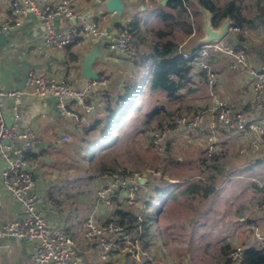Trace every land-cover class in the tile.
Returning <instances> with one entry per match:
<instances>
[{
	"label": "built area",
	"instance_id": "obj_1",
	"mask_svg": "<svg viewBox=\"0 0 264 264\" xmlns=\"http://www.w3.org/2000/svg\"><path fill=\"white\" fill-rule=\"evenodd\" d=\"M78 0H63L58 5L49 2L40 4L37 0H9L8 20L0 24V35L14 27L21 26L22 15L34 14L44 28L43 45L49 50L68 48L80 39L92 38L105 42L108 50L124 59L134 62L138 59L134 37L127 26L118 31L107 29L96 19L82 16L74 8ZM106 2L108 0H101ZM125 1V0H124ZM151 0H145L150 2ZM159 1V0H157ZM163 2L164 0H160ZM65 18L73 24L67 29L55 28L54 22ZM244 31L235 26L231 31ZM225 39L218 43L196 46L189 53L181 52L183 58L190 61V66L205 74V81L212 89L217 82L218 73L211 66L213 54L230 58V69L238 72L245 70L252 80L253 101L260 104L264 100V64L254 65L249 61L245 48L226 45ZM193 81V80H192ZM107 81L88 80L84 88L75 87L66 79H57L46 69L29 70L24 85L20 90H3L0 88V161L3 163L2 182L5 190L13 194L20 204L24 217L0 226V242L5 238H16L29 244L30 260L33 264H91L78 249L71 231L67 227L51 226L40 213L42 197L36 191L37 182L29 170L27 156L33 151L37 135L31 129L20 130L21 115L18 103L24 94L40 98L52 95L56 98L57 108L62 116L70 119L79 134L88 131L95 121V114L112 106L107 93ZM210 108H201L194 112L178 114L172 118L169 129H157L148 134V143L162 154L166 148L167 135L177 137L196 133L204 142L207 159L213 158L219 151L221 132L232 134L244 141L249 147L259 149L264 144V122L254 117L249 118L241 109L220 100L212 94ZM13 99L12 122L7 120L6 100ZM70 140L63 134L59 144ZM140 177L125 174H105L96 188L95 203L84 221V234L96 252L101 264H106L112 256H117L124 249L128 234L121 222L100 217V212L114 206L125 193L138 191ZM101 210V211H100ZM100 211V212H99ZM257 244L250 247L237 245L233 248L228 264H246V251L249 248L264 249V234L254 238ZM259 246L257 248L255 246Z\"/></svg>",
	"mask_w": 264,
	"mask_h": 264
},
{
	"label": "rangeland",
	"instance_id": "obj_2",
	"mask_svg": "<svg viewBox=\"0 0 264 264\" xmlns=\"http://www.w3.org/2000/svg\"><path fill=\"white\" fill-rule=\"evenodd\" d=\"M144 3L147 9L136 8L134 15L140 22L142 34L147 35L152 30L153 33L158 30L172 31V40L181 42L180 39H187L189 46H194L198 38L204 35V15L194 2L191 1L185 12H173L176 19L172 18L167 23L157 17L156 7L160 6V0ZM239 5L242 13L251 18L261 11V27L255 30V35H258L257 39L261 44L264 43V0H239ZM111 29L116 31V27ZM237 33L245 32L232 30L224 43L229 45ZM134 45L136 47L135 41ZM255 49L257 50V47ZM136 51L139 57L137 48ZM151 68L152 66H145L141 70L136 111L129 113L128 120L118 133L113 131V140L108 145L111 146L113 142L111 147L99 151L94 148V152L82 163L84 143H80V139L77 143L70 142V148H67L72 152V160L69 161L72 164L70 173L78 176L79 184L76 186L80 190L84 185L89 187L87 190L89 193L92 191L93 202L96 188L105 174L119 173L149 179L145 187L140 183L138 191L123 194L112 208L104 209L109 213L106 218L122 221L128 234V240L119 254L121 257L117 264H168L158 242L165 245L167 258L172 262L170 264H221L223 246L229 245L232 250L237 245L250 247L257 244L254 239L257 235L264 234V144L254 150L249 147L247 140L241 139L233 141V145L225 149L220 145L213 158L207 159L204 155L198 159L200 154L196 148L185 147L182 140L185 139L184 135H180L181 138L167 135L164 152H156L148 143L149 132L160 128L169 129L174 116L201 108L197 107L190 96L172 102L163 93H159L154 96L159 105L154 102V98L151 102L149 83L146 81L149 79ZM240 70L238 72L241 73ZM160 105L165 106V111L151 122L145 123V131H140L138 127L143 126L147 115ZM229 135L237 140V137ZM74 146H79L78 150H75ZM103 165L106 166L105 170ZM212 178L216 179L214 184L217 192L209 199L193 203L180 200L177 205L170 200L156 223L144 224L148 219L145 213L148 209L147 203L155 197L156 190L202 180L210 183ZM61 189L66 192L65 187ZM169 193L170 191L167 194ZM163 204L164 202L157 205V213ZM177 206L181 208L179 214L175 215ZM193 212L205 213L203 217H207L205 216L200 224L190 227L187 224L195 219ZM175 220L183 223V230L170 233L168 223ZM150 233L155 236L151 237ZM82 234L86 239L84 226ZM255 247L261 249L257 245Z\"/></svg>",
	"mask_w": 264,
	"mask_h": 264
},
{
	"label": "crops",
	"instance_id": "obj_3",
	"mask_svg": "<svg viewBox=\"0 0 264 264\" xmlns=\"http://www.w3.org/2000/svg\"><path fill=\"white\" fill-rule=\"evenodd\" d=\"M37 1L40 4L49 2L52 5H58L63 0ZM144 1L125 0L126 8L121 16L108 13L104 7V2L101 0H78L74 8L82 16L90 20H98L109 30L116 27V31H118L124 27L123 24H127L128 27L136 18L134 16L136 15V8L147 9ZM192 2L197 5L195 0ZM9 11V0H0V24L8 20ZM254 15L255 17L251 18L243 13L247 19H255L256 21L253 25L245 26V33L235 34L229 45L240 44L245 46L248 50L249 61L256 66L264 64V43L261 44L257 39L258 35H255V30L257 31V28L261 27V11ZM98 17L102 18L101 21ZM21 18V26L14 27L0 35V88L3 90L24 89L27 74L31 69H46L50 75L57 79H66L75 87L84 88L88 83V80L83 77L84 59L93 49L97 50L98 48L99 55L93 63V70L98 74L100 80L107 81L108 84L106 89L101 88L99 90L105 91L111 98L115 99L126 83L137 79L145 66L153 67L154 65L152 62L142 59L141 56L145 52H150L152 44L158 41L153 30L147 35L140 33V40H135L139 57L135 62H130L122 56L110 52L105 42L92 38L80 39L79 42L65 49L49 50L43 45L44 28L39 19L32 13L22 15ZM124 20L128 22H123ZM72 24L73 22L65 18L54 22L55 28L59 30L67 29ZM111 31L113 30L111 29ZM200 38L202 36L198 38L194 46H189L187 39H180L181 42H177L180 44V51L189 53L193 47L197 46ZM211 66L219 75L216 85L212 89L207 85L205 77L200 74H197L191 83L193 90L189 96L196 102L197 107L210 108L213 101L212 94H214L217 98L220 97V100L241 109L249 118L254 117L258 121L264 122V100L260 104L254 103L250 75L245 70H240L241 73L233 72L230 69V58L221 54L212 55ZM148 89L151 93L149 87ZM15 105L16 103L12 98L6 100V115L9 122H12ZM17 105L21 115L20 130L31 128L37 135L35 147L30 152L29 170L37 182L36 191L42 197V204L39 207L40 213L51 226L67 227L71 231L79 251L88 262L101 264L96 258L94 248L87 239L83 238L82 234L84 219L89 215L95 203V201L93 202V193L92 191L89 193L87 185H84L80 190L76 186L79 184L78 176L70 173L72 164L69 161L72 160V152H69L67 148H70L71 141L77 143L81 134L77 133L70 119L61 115L57 108L56 98L52 95L40 98L31 94H24ZM103 112L98 111L94 118L101 116ZM63 134H67L70 140L64 144H59L58 140ZM183 135L186 139H182L185 147L196 148L200 154L198 159L206 156L204 142L198 134ZM236 139L230 137L226 132H221L219 136L220 145L223 149L232 146L233 141L241 140ZM2 170L3 163L0 161V226L24 217L20 204L13 194L4 188ZM148 181L149 179L143 178V187L147 185ZM189 185V183H185L167 189L175 195L173 201L176 205L180 200L190 203L197 200L201 201V198L187 193ZM62 187H65L66 192L61 189ZM215 205L216 202L214 207ZM194 207L196 208V206ZM180 208L177 206L175 215L179 214ZM182 209L185 210V208ZM114 215L116 216L115 213ZM192 215L195 219L191 220L196 221V224H200L203 218L207 217V215L203 217L201 212H193ZM107 216H109L108 212L104 210L100 212L101 218ZM182 224L179 223V220L169 222V232L181 231L179 226ZM30 254L29 244L22 240L11 237L0 242V264H33L30 260ZM120 257V255L112 256L109 262L115 261V259L119 260Z\"/></svg>",
	"mask_w": 264,
	"mask_h": 264
},
{
	"label": "trees",
	"instance_id": "obj_4",
	"mask_svg": "<svg viewBox=\"0 0 264 264\" xmlns=\"http://www.w3.org/2000/svg\"><path fill=\"white\" fill-rule=\"evenodd\" d=\"M144 1V0H143ZM192 0H167L165 4H162L160 1V6L156 7L157 17H159L163 22L175 18V11L185 12L191 3ZM197 3L209 10L213 15V26L219 27L222 22L230 18L234 22V26L241 30H244L245 26L253 25L255 19H247L243 16L242 9L239 5V0H196ZM264 13V12H263ZM264 15V14H262ZM262 17V16H261ZM138 18L132 20L128 25L130 32L133 34L134 41L140 40L139 36L141 33V26ZM176 19V18H175ZM172 31L168 30H158L155 31V36L158 39L157 42H154L150 48V52H145L141 54L142 59L152 62L154 65L150 70V77L146 80L150 88V98H154V102L159 105V101L155 100V95L163 93L169 101L178 102L179 99L189 96L193 90L191 86L192 80L196 77L197 74H200L202 77H205V74L198 72L190 66V61L183 58L181 51L179 49V43L171 39ZM238 47L245 48L247 53L248 50L243 45H237ZM136 48V47H135ZM197 47H193L191 50L194 51ZM190 50V52H192ZM136 61V60H135ZM134 61V62H135ZM140 74L137 76V79L126 83L120 92L116 95V98L112 100V106L99 115L91 128L85 133L81 134L80 143H84L83 146V156L81 162L84 163L86 158L94 152V148L97 150L111 147L108 146L113 140L112 135L115 132H119L120 129L124 126L125 121L129 118V113L135 112L136 103L139 100V87H140ZM153 102V103H154ZM165 111V106L160 105L152 109V111L147 115V119L144 122L142 127H138L140 131H143L147 126L145 123L151 122L158 115ZM185 111L182 113H187ZM181 114V113H180ZM115 131V132H113ZM145 131V130H144ZM113 132V133H112ZM150 133V132H149ZM79 146H74L75 150H78ZM82 152V151H81ZM96 155V154H95ZM28 161H30V153L27 156ZM106 166H102L105 170ZM216 179L212 178V182L207 183L205 181H199L197 183H192L187 189L189 195H195L201 199L207 200L212 195L217 192L215 187ZM168 193L166 188L156 190L155 197L151 199L150 203H147L146 216L147 220L144 224H152L158 221V217L164 212L166 208V203L168 200H173L175 195ZM163 207L160 212L157 213V205L162 203ZM150 211V212H149ZM203 213L202 215H204ZM123 223L122 221H120ZM196 221L188 223L190 227L195 226ZM184 225L179 226L181 230ZM151 227V226H150ZM151 237H154L153 233H150ZM154 239V238H153ZM160 244L161 252L165 256V261L170 264L172 263L168 260V256L165 252V245L161 242ZM222 258L221 264H228L229 257L232 253V249L229 245L223 246L222 249ZM246 264H264V249L256 250L254 248H249L246 251ZM119 260L107 262L106 264H117Z\"/></svg>",
	"mask_w": 264,
	"mask_h": 264
},
{
	"label": "water",
	"instance_id": "obj_5",
	"mask_svg": "<svg viewBox=\"0 0 264 264\" xmlns=\"http://www.w3.org/2000/svg\"><path fill=\"white\" fill-rule=\"evenodd\" d=\"M166 2L167 0H164L162 4H165ZM197 6L204 15V35L198 41L197 46L218 43L225 39L229 33V29L234 26V22L230 18H227L219 27L215 28L213 26L214 15L209 10L201 7L198 3ZM104 7L108 13H114L117 16H121L126 5L124 0H108L104 3ZM97 51L98 48L97 50L93 49L84 59L83 77L89 81L99 79L98 74L93 70V63L99 55ZM139 181L141 184H144L143 178H139Z\"/></svg>",
	"mask_w": 264,
	"mask_h": 264
}]
</instances>
